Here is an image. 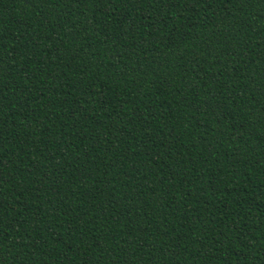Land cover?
Here are the masks:
<instances>
[{
    "label": "trees",
    "instance_id": "obj_1",
    "mask_svg": "<svg viewBox=\"0 0 264 264\" xmlns=\"http://www.w3.org/2000/svg\"><path fill=\"white\" fill-rule=\"evenodd\" d=\"M0 264H264V0H0Z\"/></svg>",
    "mask_w": 264,
    "mask_h": 264
}]
</instances>
